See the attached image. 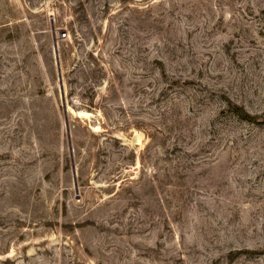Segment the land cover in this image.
<instances>
[{"label":"rangeland","instance_id":"rangeland-1","mask_svg":"<svg viewBox=\"0 0 264 264\" xmlns=\"http://www.w3.org/2000/svg\"><path fill=\"white\" fill-rule=\"evenodd\" d=\"M0 264H264V0H0Z\"/></svg>","mask_w":264,"mask_h":264},{"label":"water","instance_id":"water-1","mask_svg":"<svg viewBox=\"0 0 264 264\" xmlns=\"http://www.w3.org/2000/svg\"><path fill=\"white\" fill-rule=\"evenodd\" d=\"M55 54H56V62H57V67H58V73H59V80H60V88H61V93H62V97H63V104L66 109V97H65V89H64V83H63V76H62V67H61V61H60V54H59V47H58V43H55ZM68 126V124H67ZM68 133H69V138H70V130L68 127ZM71 147V153H73V148L72 145L70 144ZM73 171H74V177H75V186L76 188L78 187L77 184V172L75 169V166L73 165Z\"/></svg>","mask_w":264,"mask_h":264},{"label":"trees","instance_id":"trees-1","mask_svg":"<svg viewBox=\"0 0 264 264\" xmlns=\"http://www.w3.org/2000/svg\"><path fill=\"white\" fill-rule=\"evenodd\" d=\"M237 108V112L239 113V114H241V116H243V118L245 117V116H247V117H245V118H252L249 114L247 115V113L245 112V110L243 109V108H239V107H236ZM245 114V115H244ZM245 120H249V121H251L252 119H245Z\"/></svg>","mask_w":264,"mask_h":264},{"label":"bare ground","instance_id":"bare-ground-1","mask_svg":"<svg viewBox=\"0 0 264 264\" xmlns=\"http://www.w3.org/2000/svg\"><path fill=\"white\" fill-rule=\"evenodd\" d=\"M82 115L85 116V117H89V114L88 113H84Z\"/></svg>","mask_w":264,"mask_h":264}]
</instances>
